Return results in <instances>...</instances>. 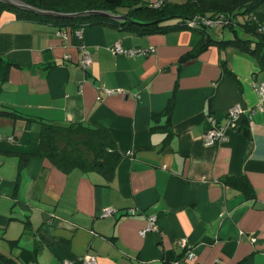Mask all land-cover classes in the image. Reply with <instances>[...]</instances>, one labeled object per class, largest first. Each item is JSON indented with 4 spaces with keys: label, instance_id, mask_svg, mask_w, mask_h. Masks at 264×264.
Listing matches in <instances>:
<instances>
[{
    "label": "crops",
    "instance_id": "obj_1",
    "mask_svg": "<svg viewBox=\"0 0 264 264\" xmlns=\"http://www.w3.org/2000/svg\"><path fill=\"white\" fill-rule=\"evenodd\" d=\"M0 1V107L23 114H0V252L23 264L88 255L94 264H264L256 57L229 44L196 51L204 33L188 24L152 33L58 26ZM255 10L264 16V0ZM113 42L150 50L112 53ZM80 46L91 56L85 67ZM233 106L236 126L226 119ZM40 120L105 129L120 154L113 171L54 166L36 153ZM211 121L224 138L206 140ZM105 206L114 210L103 215ZM147 217L155 228L141 233Z\"/></svg>",
    "mask_w": 264,
    "mask_h": 264
},
{
    "label": "trees",
    "instance_id": "obj_2",
    "mask_svg": "<svg viewBox=\"0 0 264 264\" xmlns=\"http://www.w3.org/2000/svg\"><path fill=\"white\" fill-rule=\"evenodd\" d=\"M22 1L39 8L62 12L103 9L110 14L124 16L121 19L99 13L82 14V16H52L21 9L16 10L20 15L34 17L54 25H82L99 21L136 33H152L185 27V25L188 26L187 20L193 16L213 19L222 16L226 18V22L212 25L226 26L231 32L228 37L215 38L211 36L212 34L206 31V28L209 29L212 25L202 23L189 25V27L204 33L205 40L197 46L196 51L202 49L205 44H229L256 57L260 63L259 67L264 68V16L260 15L259 10H255L261 0H161L157 4H149L145 0ZM3 6L7 7L0 1V9ZM250 9H252V13L248 18L246 14ZM182 56L186 57V55ZM0 114L23 116L22 113L7 104L1 105ZM40 122L36 153L45 156L54 166L63 171L73 167H79L83 171L91 170L103 173L108 170L113 171L120 154L116 151L105 129L76 121L64 123L40 120ZM27 155V153L20 152L19 158L24 160ZM0 264L23 263L14 256L0 252Z\"/></svg>",
    "mask_w": 264,
    "mask_h": 264
},
{
    "label": "built area",
    "instance_id": "obj_3",
    "mask_svg": "<svg viewBox=\"0 0 264 264\" xmlns=\"http://www.w3.org/2000/svg\"><path fill=\"white\" fill-rule=\"evenodd\" d=\"M222 22H226V18L219 16L217 18H204V17H198V16H193L191 18H189L187 20V24L188 25H193L195 23H202L204 25H212L215 23H222ZM64 35V33H62ZM108 48L110 49L111 52L113 53H134V52H142V51H148L150 49L144 48L143 50L134 47V48H125L122 47L118 42H113L110 46H108ZM81 49V56L78 59V64L81 67H85L87 66L90 61H91V56L90 53L87 49H85L83 46H80ZM146 49V50H145ZM255 88L257 90V92L259 94L262 93L263 89H264V82L261 81L259 83H254ZM227 123L228 125H233L234 121H232V116L228 115L227 118ZM223 129L224 127L222 126H217L213 124V121H211L210 126H207L206 132H205V136H206V140L209 141L211 139H215V138H224V134H223ZM114 210V208L109 207V206H105L102 209V214H110L112 211ZM127 214H133L134 213V209L130 208L128 209V211H126ZM155 228V224L153 222V217H147V222L145 224V226L141 229V233H143L144 231L148 230V229H153ZM252 239H254L252 237ZM184 241L183 238L180 239V242ZM182 243V242H181ZM187 257H190L193 255V252L191 250H188L187 252ZM77 261L80 264H94L95 260L92 256L88 255V256H84L81 258H77Z\"/></svg>",
    "mask_w": 264,
    "mask_h": 264
},
{
    "label": "water",
    "instance_id": "obj_4",
    "mask_svg": "<svg viewBox=\"0 0 264 264\" xmlns=\"http://www.w3.org/2000/svg\"><path fill=\"white\" fill-rule=\"evenodd\" d=\"M16 8H21L23 10H31L35 13H41V14H50V15H66V16H81L85 13L92 12V13H99L103 14L105 16L111 17V18H124L121 14H110L107 11L103 9H88V10H80V11H69V12H62V11H56V10H49V9H42V8H36L35 6H32L28 3L23 2L22 0H2Z\"/></svg>",
    "mask_w": 264,
    "mask_h": 264
},
{
    "label": "rangeland",
    "instance_id": "obj_5",
    "mask_svg": "<svg viewBox=\"0 0 264 264\" xmlns=\"http://www.w3.org/2000/svg\"><path fill=\"white\" fill-rule=\"evenodd\" d=\"M211 28L214 30V32L209 28L207 31L211 33V31L213 32V35H219L220 33H223L224 35L229 36V34L231 35V32L229 29H227L226 26L224 27H220L219 25H212ZM239 32L240 30L238 28H236ZM232 116V121H234L233 125H237L240 121V116H241V108L233 106L228 108L227 112H226V116L228 117ZM226 117V119H227Z\"/></svg>",
    "mask_w": 264,
    "mask_h": 264
}]
</instances>
